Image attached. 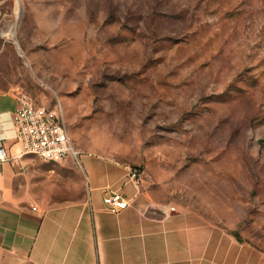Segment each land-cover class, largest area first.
<instances>
[{"label": "rangeland", "instance_id": "obj_1", "mask_svg": "<svg viewBox=\"0 0 264 264\" xmlns=\"http://www.w3.org/2000/svg\"><path fill=\"white\" fill-rule=\"evenodd\" d=\"M11 90L62 103L80 160L144 173L192 223L190 264H264V0H0ZM57 168L84 199L81 168Z\"/></svg>", "mask_w": 264, "mask_h": 264}, {"label": "crops", "instance_id": "obj_2", "mask_svg": "<svg viewBox=\"0 0 264 264\" xmlns=\"http://www.w3.org/2000/svg\"><path fill=\"white\" fill-rule=\"evenodd\" d=\"M19 95L0 91V143L9 154L0 163V264L193 263L192 223L179 219L175 208H163L143 177L133 180L131 166L82 155L87 196L65 201L59 192L65 166L51 171L55 164L21 154L14 125ZM108 190L130 199L131 206L109 212ZM184 232L190 239L179 240Z\"/></svg>", "mask_w": 264, "mask_h": 264}, {"label": "built area", "instance_id": "obj_3", "mask_svg": "<svg viewBox=\"0 0 264 264\" xmlns=\"http://www.w3.org/2000/svg\"><path fill=\"white\" fill-rule=\"evenodd\" d=\"M20 93V105L14 117L17 141L22 155H33L49 164H58L72 159L82 168L79 152L75 151L67 131L64 108L59 101L54 108L35 105L24 93ZM9 160V154L0 143V163ZM140 170L130 168V177L139 181L143 176ZM104 204L112 214L127 210L132 201L121 193L108 190Z\"/></svg>", "mask_w": 264, "mask_h": 264}]
</instances>
